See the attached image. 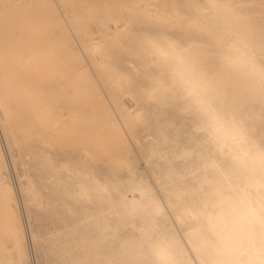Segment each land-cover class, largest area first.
I'll use <instances>...</instances> for the list:
<instances>
[{"label":"bare ground","instance_id":"obj_1","mask_svg":"<svg viewBox=\"0 0 264 264\" xmlns=\"http://www.w3.org/2000/svg\"><path fill=\"white\" fill-rule=\"evenodd\" d=\"M121 2H105L102 12L90 6L87 17L77 19L79 38L119 90L136 85L140 108L121 111L147 130V160L159 153L157 144L168 142L152 106L172 104L191 117L194 145L170 153L186 165L156 173L164 203L134 180L131 165L129 178L119 181L115 172L97 174L87 148L74 153L51 141L62 107L46 71L56 57L52 30L35 31L15 4L1 10L0 121L12 146L32 158L50 184L51 210L68 213L64 234L49 238L47 249L62 256L61 264H264V1ZM118 11L139 27L119 24ZM91 23L101 38L91 37ZM62 42L72 50L69 39ZM110 44L128 54L126 68L111 60ZM82 77L70 85L85 88L91 79L85 70ZM115 165L121 164H112L113 171ZM26 191L34 207L46 201L30 178ZM13 193L0 177V203ZM168 210L182 237L170 227ZM3 232L17 238L10 218L0 222ZM0 264L24 263L19 255L0 254Z\"/></svg>","mask_w":264,"mask_h":264},{"label":"rangeland","instance_id":"obj_2","mask_svg":"<svg viewBox=\"0 0 264 264\" xmlns=\"http://www.w3.org/2000/svg\"><path fill=\"white\" fill-rule=\"evenodd\" d=\"M105 2L117 3L115 6L122 3L121 0H0V20L2 8L15 4L17 16L25 18L28 25L32 26L35 31L52 30L51 40L55 41L56 46L52 49L56 51V57L53 64L46 68V71L56 81L57 89L53 90L54 98L60 100L62 107L57 112L58 129L51 141L58 147L66 148L74 153L81 152L80 149L83 147L87 148L94 157L93 166L97 174L110 175L115 172L119 181L129 178L126 165H131L130 169L135 171L134 180L147 183L164 203L165 199L161 192L162 185L157 182L162 180L156 179V173L157 171L164 172L170 165L174 166L175 170L186 165V162L178 159H176L177 161L172 160L174 158L171 154L179 152L182 147L191 148L194 145V136H190L193 121L189 115L179 114L172 104L152 106L150 108L151 115L155 119H162L159 122L165 128L168 142L164 145L160 142L157 144L159 147L156 146L157 150L160 148L159 153L160 151H165V153L161 152L160 155L158 153L147 160L146 154L149 145L146 143L151 139L147 130L144 126L135 125L125 119L121 111L122 106L130 113H134L140 108L141 100L137 98L136 85H123V89L119 90L104 69L101 71L97 68V59L80 42L78 26L82 25V21L77 23V19H85L90 6H96L102 12ZM65 14H67L66 17ZM124 16L121 11L114 13L116 19H121L119 24L126 23L132 28L139 27V23L132 20L129 21V25ZM111 24L113 25V22ZM90 31L93 33L91 37L94 39L102 37V32L95 23L90 24ZM104 35L103 32V42H105ZM197 35L195 34L194 37L200 38ZM65 38L69 39L72 50L68 49V51L65 47H61L64 44L62 40ZM110 45L108 52L111 55V60L118 67L126 68L128 54L119 51L113 44ZM72 52L78 59L73 57ZM83 70L90 76V83L81 89L79 88L81 84H72L71 86L70 82L73 78L74 80L83 78ZM155 114H159L161 117ZM53 117H56V114ZM163 120L165 124L171 120V124L165 127ZM185 120L187 121L185 122ZM177 127L181 129L179 130ZM178 131L181 137L176 136ZM184 132L186 133L182 135L181 133ZM0 145L2 148L0 151V177L4 184H9L14 190L13 197L6 205L0 203V222L5 217L6 219L10 218L18 233L17 238L7 232L0 235V254H11L14 257L19 255L23 258L24 264H61L62 256L50 251L47 247L49 238L64 234L62 233L65 229L63 224L68 219V213H64L60 207H53L55 213L51 210L47 198L52 190L50 184L40 179L41 172L34 160L25 155V152L22 154L19 149L12 146L8 134L3 130L1 121ZM163 154L166 156L165 158ZM116 163L121 165H115V171H113L111 165ZM165 163L168 166H164ZM28 178L33 180L36 188L43 193L44 200H46L39 205L35 204L38 208L34 207L26 191ZM168 213L170 214L169 210ZM169 220L170 227L177 234L180 233L179 236L182 237L183 229L178 226L172 213L169 215ZM20 234H23V238L20 237ZM8 235L10 240L7 239Z\"/></svg>","mask_w":264,"mask_h":264}]
</instances>
